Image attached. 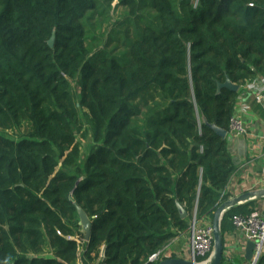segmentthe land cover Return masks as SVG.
Wrapping results in <instances>:
<instances>
[{
  "label": "trees",
  "instance_id": "trees-1",
  "mask_svg": "<svg viewBox=\"0 0 264 264\" xmlns=\"http://www.w3.org/2000/svg\"><path fill=\"white\" fill-rule=\"evenodd\" d=\"M114 1L0 0V264H158L233 199L228 140L206 123L230 134L264 79V0ZM258 201L224 214L223 238Z\"/></svg>",
  "mask_w": 264,
  "mask_h": 264
},
{
  "label": "crops",
  "instance_id": "crops-1",
  "mask_svg": "<svg viewBox=\"0 0 264 264\" xmlns=\"http://www.w3.org/2000/svg\"><path fill=\"white\" fill-rule=\"evenodd\" d=\"M243 90L234 118L242 122L245 134H228L227 137L236 167L229 187L233 199L246 192L264 190V104L255 100L256 96L264 95V79L248 83ZM187 236L178 234L164 249L173 256L180 255L189 244ZM240 263L239 257H233L228 264Z\"/></svg>",
  "mask_w": 264,
  "mask_h": 264
},
{
  "label": "built area",
  "instance_id": "built-area-1",
  "mask_svg": "<svg viewBox=\"0 0 264 264\" xmlns=\"http://www.w3.org/2000/svg\"><path fill=\"white\" fill-rule=\"evenodd\" d=\"M258 104H264V95L255 97ZM230 134L244 135L245 129L240 120L233 118L231 120ZM264 200H260L255 205V209L247 216H238L234 218L233 232H230L224 238L223 263L228 264L233 257L241 259L240 264H258L264 254ZM191 238L186 248L180 255H175L177 259L193 262L195 264H206L213 253L214 247V230L211 223L195 224L191 226ZM188 232V233H189ZM189 235V236H190ZM248 243H254L255 248L253 257L250 261L246 260V247ZM173 255L163 249L157 254L151 256L148 263H160L164 260L171 259ZM103 250L100 259H103ZM78 264H82L79 262Z\"/></svg>",
  "mask_w": 264,
  "mask_h": 264
},
{
  "label": "water",
  "instance_id": "water-1",
  "mask_svg": "<svg viewBox=\"0 0 264 264\" xmlns=\"http://www.w3.org/2000/svg\"><path fill=\"white\" fill-rule=\"evenodd\" d=\"M55 42V32H53V35L51 39L48 41V46L50 48H53ZM229 89L233 92H238L240 87L233 84L229 79L226 81L225 84L220 85L219 87ZM206 126L212 130L216 135H218L223 140H226L228 137V133L220 128H218L214 124L206 123ZM264 200V190L259 191H251L246 192L240 195L239 197H236L223 205H221L218 210L215 213L212 226L214 230V247H213V253L210 258V260L206 264H223V254H224V238L221 232V221L224 216V214L239 205H243L245 203L255 201V200ZM177 210L179 213V217L182 221L186 220L188 218V213L185 210V208L179 203H176ZM80 223L79 225L82 227L83 232L85 234V241L88 242L91 238V229H92V221L90 218L84 213V211L80 208H77ZM255 248L254 243H248L246 247V260L250 261L253 257V251ZM159 264H195L193 262L180 260V259H167Z\"/></svg>",
  "mask_w": 264,
  "mask_h": 264
},
{
  "label": "rangeland",
  "instance_id": "rangeland-1",
  "mask_svg": "<svg viewBox=\"0 0 264 264\" xmlns=\"http://www.w3.org/2000/svg\"><path fill=\"white\" fill-rule=\"evenodd\" d=\"M117 5H118V0H115L112 6L115 9V7H117ZM125 14H126L125 9H123V8L117 9L115 11V14H114L113 23L117 22L119 24H123L125 21ZM105 30H109V28L106 27ZM118 31H122V30L120 28H118ZM78 84L79 83L77 81V82H74L72 85L73 86V95L75 97L76 102L79 99V86H78ZM10 134H12V133H10ZM14 134H16V133H14ZM77 140L83 148L84 157H86V155L88 154L89 150L91 149V145H92V140H91V137L89 136V133L88 134H78ZM195 219H196V216L194 215V217L192 218V220L190 222V228H191V226H193L195 224ZM198 223H200V222L197 221V224ZM190 234H191V231L189 233L186 232V235L189 236ZM188 236H187V240L189 238H191V235L189 237Z\"/></svg>",
  "mask_w": 264,
  "mask_h": 264
}]
</instances>
